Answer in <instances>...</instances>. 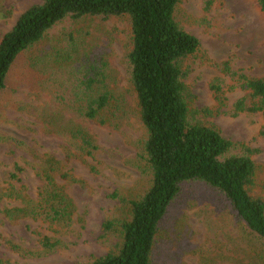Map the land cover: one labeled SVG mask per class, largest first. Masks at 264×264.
<instances>
[{"label": "rangeland", "instance_id": "1", "mask_svg": "<svg viewBox=\"0 0 264 264\" xmlns=\"http://www.w3.org/2000/svg\"><path fill=\"white\" fill-rule=\"evenodd\" d=\"M40 1L0 0V40L23 11ZM174 18L199 42L197 53L184 62V83L193 96L189 120L215 128L230 141L228 155L250 151L255 178L249 190L264 200V118L262 112L235 109L239 101L244 108L254 102L240 77L264 78V12L255 0H177ZM72 31L79 40L92 39L93 56L105 57L103 71L115 80L118 115L108 124L76 119L77 106L68 101L69 80L81 78L74 73L80 66L59 61L54 48L66 46ZM129 48L126 18H86L53 28L11 66L0 91V264H92L117 250L118 223L128 219L129 203L151 183L143 153L146 132L127 73ZM77 124L93 148L71 137ZM66 126L69 132L57 131ZM45 174L54 176L68 201V224L50 225L42 216L6 217L3 210L40 198ZM106 223L113 229L105 231ZM242 226L210 186L181 184L160 224L152 264H202L208 256L228 254L231 239L244 246ZM45 236L58 241L54 250L43 252L39 240Z\"/></svg>", "mask_w": 264, "mask_h": 264}, {"label": "trees", "instance_id": "2", "mask_svg": "<svg viewBox=\"0 0 264 264\" xmlns=\"http://www.w3.org/2000/svg\"><path fill=\"white\" fill-rule=\"evenodd\" d=\"M264 12V0H255ZM177 0H41L23 11L11 29L0 40V91L6 75L18 56L34 48L60 24L86 18L109 20L126 18L130 27L127 53L129 83L136 96L140 120L146 132L143 153L151 172L148 190L129 203L128 219L118 223L120 244L117 250L94 260L92 264H152L160 224L168 207L179 193L181 184L200 181L222 196L243 225V237L231 239L228 254L208 256L202 264H264V200L250 193L255 166L248 154L228 155L232 144L211 126L189 120L193 99L184 83L188 72L184 62L199 49L196 37L184 31L175 21ZM72 30V28H70ZM67 36L66 46L55 47L59 61L80 66L69 80L68 101L77 106L76 119L105 125L117 117L115 80L105 74V57L93 56L92 39ZM59 49V50H57ZM60 51V52H58ZM105 60V61H104ZM228 68V67H227ZM224 68L226 72H230ZM231 73V72H230ZM245 89L251 92L252 106L242 101L236 112H262L264 118V78H245ZM216 80H219L218 78ZM220 97V88L214 86ZM222 100V99H221ZM209 112L208 110H203ZM197 113H199L197 111ZM58 127L69 132L80 146L92 143L85 128ZM264 137V126L260 131ZM81 148L84 150V148ZM93 148V147H92ZM91 155V151L88 152ZM16 171L21 168L15 166ZM40 198L24 207L3 210L6 217L21 216L42 220L50 225L65 226L70 219L68 201L53 175L45 174ZM67 179L68 174H60ZM12 173L11 178H16ZM110 223L104 230H112ZM47 236L39 240L43 252L54 250L58 241ZM222 249L226 247L221 244ZM191 245L188 246V249ZM229 263V264H230Z\"/></svg>", "mask_w": 264, "mask_h": 264}]
</instances>
